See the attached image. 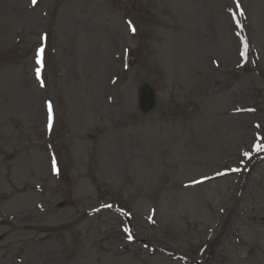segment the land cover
I'll return each mask as SVG.
<instances>
[{"label": "rangeland", "instance_id": "rangeland-1", "mask_svg": "<svg viewBox=\"0 0 264 264\" xmlns=\"http://www.w3.org/2000/svg\"><path fill=\"white\" fill-rule=\"evenodd\" d=\"M236 1L0 0V264H264V0Z\"/></svg>", "mask_w": 264, "mask_h": 264}, {"label": "bare ground", "instance_id": "bare-ground-1", "mask_svg": "<svg viewBox=\"0 0 264 264\" xmlns=\"http://www.w3.org/2000/svg\"><path fill=\"white\" fill-rule=\"evenodd\" d=\"M233 58H234L233 55L231 56V58H230V57H226V56H224V59H225L226 63L231 62V60H232ZM245 115L248 116L247 113H246ZM258 123H259V122H257V126H258ZM247 132H248V130L246 129L244 133H247ZM52 161H53V160H52ZM258 161L260 162V161H264V160L262 159V157H259ZM234 174H235V173H234ZM226 177H227V176H226ZM226 177H221V178H226ZM196 180H199V178H196V179L193 180V181H196ZM214 180H215V179H213L212 181H214ZM193 181H192V183H193ZM212 181H208V182H206V184H208L209 182H212ZM190 183H191V182H190ZM190 183L185 184V186H186V187H191V186H190ZM204 184H205V183H204ZM202 185H203V184L199 183V184H196L195 186H202ZM17 201H18V200H17ZM33 207H37L39 210H40V209H41V210L43 209V205H42V203L37 204V205H34V206H32V207H29V208H26V211H29V210L32 209V211H30V212L26 215V219L33 218V217L35 216L34 211L36 210V208H33ZM38 214H39V213H38ZM231 215H232V219L234 220L235 217H236V214H235V213H232ZM226 221L229 222V224L231 223V222H230V218H228V219L226 218ZM0 222H5V221L0 220ZM227 229H228V228L226 227V229H225L224 231H222V232H221L222 234L220 235V237H221L220 239L224 240L225 242L228 241L229 238H230L231 236L234 235V233H226V230H227ZM133 232H134L133 229H131V231H130V237H131V235L133 234ZM5 236H6V234L1 235V236H0V240L3 239ZM130 239L132 240V242L137 241L136 237H131ZM154 250H155V252H156V249H153L152 251H154ZM157 251H158V249H157ZM50 257H51V260L48 261V263H49V264H52L53 261L55 260V254L50 255ZM199 264H203V262H199Z\"/></svg>", "mask_w": 264, "mask_h": 264}, {"label": "water", "instance_id": "water-1", "mask_svg": "<svg viewBox=\"0 0 264 264\" xmlns=\"http://www.w3.org/2000/svg\"><path fill=\"white\" fill-rule=\"evenodd\" d=\"M140 105L144 112L150 110L154 106V96L148 87H144L141 92Z\"/></svg>", "mask_w": 264, "mask_h": 264}, {"label": "snow or ice", "instance_id": "snow-or-ice-1", "mask_svg": "<svg viewBox=\"0 0 264 264\" xmlns=\"http://www.w3.org/2000/svg\"><path fill=\"white\" fill-rule=\"evenodd\" d=\"M32 2H33V4H35L36 3V0H32ZM42 49H41V53H42ZM38 63H42V61L41 60H38ZM37 73H38V76H39V69L37 70ZM49 109H51V105H49Z\"/></svg>", "mask_w": 264, "mask_h": 264}]
</instances>
